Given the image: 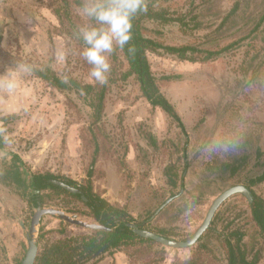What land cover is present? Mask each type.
<instances>
[{
    "label": "rangeland",
    "instance_id": "374dc122",
    "mask_svg": "<svg viewBox=\"0 0 264 264\" xmlns=\"http://www.w3.org/2000/svg\"><path fill=\"white\" fill-rule=\"evenodd\" d=\"M54 1L4 0L0 4V100L7 105L11 103L14 105L12 111L19 112V115H9L6 113L9 110L0 109L1 118L16 117L7 124L0 123V148L3 147L0 149V169L2 166H13L10 179L12 191L22 195L26 190L16 180L20 181L23 176L29 179L40 171L50 172L58 177L57 180L85 184L95 153L93 131L100 146L91 177L94 191L111 203L126 206L136 221L150 218V223L145 225L147 230L164 229L175 241L189 238L225 189L238 184L248 185L249 179L264 170V156L260 160L253 157L244 172L227 181L213 173L215 168L206 170L209 160L223 158L216 157L224 152L215 148L221 141L237 143V148H240L248 139L252 151L262 147L264 152V78H261V84L252 82L251 72L246 76L243 69L251 57L257 55L258 60L264 57L262 37L254 42L246 40L241 46H234L206 62H190L170 54L149 53L161 91L179 112L185 133L161 108L153 107L141 96L133 78L112 85L106 99L105 117L99 124L100 128L96 129L91 122V108L81 97L74 92H60L46 85L31 71L16 73L17 86L12 92L2 84L6 71L17 65L50 67L62 76L96 82L90 75L91 66L84 62L80 50L54 29L58 25L53 11ZM187 1L175 0L172 10L184 15L188 27L181 29L178 23L151 26L162 32L159 39L167 45H200L212 40L208 34L217 29L234 2L215 0L212 6L194 8ZM248 1L250 9L264 8V0ZM189 11L195 12L189 14ZM198 12L201 16L190 22L192 14ZM196 22H202V28L192 30ZM241 25L242 22L232 28L229 24L221 28L218 38L229 36L222 40V44L245 34L249 25L243 26L242 32L236 36H230ZM154 36L157 35L154 33ZM19 102L22 103L21 108H18ZM151 135L155 137V143L148 137ZM184 146L187 148L186 157H183ZM13 154L22 162L18 163ZM170 163H174L180 171L185 170L183 187L171 189L167 184L164 169ZM206 175L207 179L204 178ZM252 190L264 199V182L252 185ZM52 193L48 190L46 194ZM28 196L33 199L30 193ZM16 200L20 201V211L15 223L17 226L19 223L21 228L20 222H24V229L21 228L18 235L5 237L8 240L5 246L10 244L11 250L4 246L0 251V264H20L19 258L25 256L28 248L27 234L37 203L28 200L27 195ZM167 200H170L168 204L156 213ZM244 200L247 199L241 194L231 197L222 208L223 216L232 219L243 208ZM45 201V208L60 209L93 221L89 216L68 211L69 208L84 209L80 199L64 194L59 198L46 197ZM67 223L55 216L45 215L39 233L41 227L58 230ZM221 226L222 223H219L218 227ZM86 232L88 229L71 223L66 227L67 235ZM60 236L58 232L48 235L51 239ZM18 247H21L19 256L12 251ZM14 255L16 258H13ZM190 255L189 248L167 247L166 259L161 264H172ZM94 264L143 262H132L126 254L117 252Z\"/></svg>",
    "mask_w": 264,
    "mask_h": 264
},
{
    "label": "trees",
    "instance_id": "16d2710c",
    "mask_svg": "<svg viewBox=\"0 0 264 264\" xmlns=\"http://www.w3.org/2000/svg\"><path fill=\"white\" fill-rule=\"evenodd\" d=\"M214 1L199 0L197 3V0H188L187 2L189 6L198 8L199 6H212ZM82 2L83 0H55L53 10L58 19V25L54 29L64 34L80 52H82L84 45L77 37L78 28L94 23L79 14ZM172 2H175V0H144L147 10L138 12L134 16L132 39L123 48L117 47L109 54L111 67L107 73L105 84L84 82L75 77L62 76L50 67H31L32 74L40 78L46 85L54 87L60 92H74L81 97L91 108V122L96 129L100 128L99 124L102 123L105 117L106 99L112 85L118 84L120 80L133 78L139 86L141 96L153 107L161 108L172 119V122L176 123L185 133V127L179 112L161 91L160 81L152 70L148 57L149 53L170 54L180 60L190 62H206L216 59L234 46H241L246 40L254 42L262 37L261 40L264 41V8L262 10L250 9L248 0H234L232 7L226 11L217 29L208 34L209 37L213 38L212 40L203 42L200 45H167L159 39L162 32L151 28L152 25L166 26L178 23L181 29L189 25L184 20L182 13L172 10ZM194 12L189 11V14ZM220 13L222 12L220 11ZM199 16H201L200 12L192 14L190 22H194ZM240 22H242V25L230 36H236L239 32H242L243 26L249 25L245 34L233 38L227 44H222V40L227 39L229 36L218 38L220 29L227 24L232 28L239 25ZM201 26L202 22H196L191 29H201ZM154 33L157 36H154ZM207 43L211 45L206 46ZM260 53L261 51H259ZM256 56L251 57L243 66V69L246 76L251 72L252 82L256 81L261 84L263 81L261 78H264V57L258 60ZM83 60L88 64L84 58ZM8 118L2 117L0 119L1 122L7 124L6 122L16 117L11 116L10 119ZM148 137L153 140V143L156 142L153 135ZM97 139L96 133L92 131L95 153L89 166L87 179L84 180L85 184H77L73 180L66 181L68 184L81 189L87 200H81L79 194L75 195L52 183L51 180L58 179V177L50 172L33 174L32 185L40 191L52 190L54 192L52 194H41L43 204L46 203V197L53 199L64 194L80 199L84 209L69 208L68 211L89 216L95 223L107 229L88 230L86 233L67 235L66 227L68 223L58 230H46L41 227L39 233L40 249L34 264H94L106 256H114L117 252H123L132 262L141 260L143 264H161L166 259L167 247L153 238L139 234L136 229L143 230L144 228L142 224L135 223L126 206L111 203L102 194L94 191L91 177L100 150ZM248 141L247 139V142L241 145L240 148H237V143H235L228 151L222 152L221 155L217 154L216 157L222 156L223 158L209 160L206 163V170L211 171L215 168L213 173L224 181L244 172L253 157L260 160L264 156L262 147H257L256 150L252 151ZM182 150L183 157H186L187 148L184 146ZM15 160L19 163L22 162L18 157H15ZM216 164H220V166L217 167ZM262 166H264V162ZM187 167L188 163L186 164ZM184 171H180L174 163L166 166L164 174L171 189H176L179 186L183 187ZM13 172V166H5L4 172L0 173V177L5 182H11ZM204 178L207 179L208 176L206 175ZM261 182H264V170L256 177L249 179L248 185L252 187V185ZM201 197L203 198L204 195H201ZM244 202L243 208L232 219L224 217L223 211H219L215 215L211 227L194 246L189 248L191 255L183 259H177L172 264H258L264 257V199L255 194V200H244ZM147 214L149 213L147 212ZM219 223H222L221 228L218 227ZM133 225H136V227ZM52 232H58L61 236L51 239L48 235ZM155 232L172 239L171 234L164 229L155 230Z\"/></svg>",
    "mask_w": 264,
    "mask_h": 264
},
{
    "label": "clouds",
    "instance_id": "9594fccd",
    "mask_svg": "<svg viewBox=\"0 0 264 264\" xmlns=\"http://www.w3.org/2000/svg\"><path fill=\"white\" fill-rule=\"evenodd\" d=\"M144 0H83L79 14L93 21L80 26L77 37L84 45L82 57L91 65L90 75L100 84L107 82L110 70L109 54L115 48H123L132 39L133 18L138 12L146 11ZM30 72V66L17 65L6 71L3 87L12 92L17 86L16 73ZM234 144L221 141L215 148L228 151Z\"/></svg>",
    "mask_w": 264,
    "mask_h": 264
},
{
    "label": "water",
    "instance_id": "95a60500",
    "mask_svg": "<svg viewBox=\"0 0 264 264\" xmlns=\"http://www.w3.org/2000/svg\"><path fill=\"white\" fill-rule=\"evenodd\" d=\"M4 0H0V4ZM52 183L60 186L61 188L75 194L81 195V198L83 200H87L86 196L82 193V191L64 181L52 179ZM235 194H242L246 196L250 201L253 200L254 195L250 189L249 186L245 184H238L234 185L230 188H227L225 191H223L213 202L211 207L209 208V211L201 224V226L193 233V235L187 240V241H174L168 238H165L159 234H156L151 231L142 230L137 228L136 231L146 237H150L155 239L156 241L161 242L165 246H171L173 248H188L196 244V242L199 240V238L209 229L211 226L212 220L219 209V207L230 197L234 196ZM170 200H167L157 211V213L167 204ZM45 215H52L55 216L65 222L80 226L85 229L89 230H97V229H107L106 227L99 225L94 222H90L84 219H81L77 214H70L66 211L56 209V208H45L42 207L40 202H38L37 207L35 208V212L33 214L29 232L27 234V243L28 248L26 250L25 256L21 261V264H34L35 260L38 255L39 250V227L41 223V219ZM136 227V225H133Z\"/></svg>",
    "mask_w": 264,
    "mask_h": 264
},
{
    "label": "crops",
    "instance_id": "0c3cea01",
    "mask_svg": "<svg viewBox=\"0 0 264 264\" xmlns=\"http://www.w3.org/2000/svg\"><path fill=\"white\" fill-rule=\"evenodd\" d=\"M21 103V102H19ZM22 107V103L20 105H18V108ZM1 108H5L9 111H7L6 113L10 114H18L19 112L17 110H13L14 105L10 104H6L5 101L0 100V109ZM19 115V114H18ZM1 118V117H0ZM0 123H1V119H0ZM1 141V138H0ZM3 148V147H2ZM0 148V149H2ZM13 158L17 157L15 156V154L12 155ZM17 172V168L15 167V173ZM43 172V171H42ZM26 176H23L22 179L16 180V182H18L20 184L21 187H23L26 191H24V193H22V195H27V199L28 200H32L34 202V204H36V200H39L40 196H38L39 194V190L35 189L33 187V183L31 181V177L29 179L25 178ZM32 186V187H31ZM13 185H11V182H5L3 180L0 179V251H2V249H7V250H11V246L10 244H6L5 246V242H7V238H5L6 236L12 235V234H19L20 230L24 229V222H20V226L19 227V223L18 226L15 223L17 220L18 213L20 211V201L16 200L18 197H22V195L19 194V192L16 191H12ZM38 190V192H37ZM31 194L33 199L30 198L28 196V194ZM24 198V197H23ZM30 198V199H29ZM38 204V202H37ZM22 208V207H21ZM16 217V218H14ZM24 243L21 242V246H23ZM5 246V247H4ZM13 252H17L18 256L20 255L21 252V247H18L17 249H12ZM17 256V257H18ZM13 258H16V256L14 255ZM20 260L22 258H19ZM264 263V259H261L259 261L258 264H262Z\"/></svg>",
    "mask_w": 264,
    "mask_h": 264
},
{
    "label": "flooded vegetation",
    "instance_id": "af4514ba",
    "mask_svg": "<svg viewBox=\"0 0 264 264\" xmlns=\"http://www.w3.org/2000/svg\"><path fill=\"white\" fill-rule=\"evenodd\" d=\"M18 163H19V161H18ZM4 168H5V167H3V166L1 167L2 170L0 169V173H3V172H4ZM40 172H41V173H46V172H42V171H40ZM36 173H38V172H36ZM36 173H34V174H36ZM32 176H33V175H32ZM32 176H31V181H32ZM184 176H185V175H184ZM4 178H5V177H4ZM233 178H234V177H233ZM233 178H230V180L233 179ZM0 179L3 180L1 177H0ZM56 180H57V179H56ZM3 181H4V180H3ZM261 183H262V182H261ZM247 186H248V185H247ZM31 187H32V186H31ZM231 187H232V186H231ZM249 187H250V186H249ZM229 188H230V187H229ZM78 189H79V188H78ZM250 189H251V191H252V193H253V195H254L253 200H255V192H254V190H252V187H250ZM80 190H81V189H80ZM225 190H226V189H225ZM225 190H224V191H225ZM81 191H82V190H81ZM37 192H38V190H37ZM44 192L48 193V190H44V191H40V190H39V194H38V196H40V198H39V200H37V201L40 202V204H41L42 207H44V205H46V203H45V204L42 203V197H41V194H42V195H43V194H46V193H44ZM82 193H83V192H82ZM83 194H84V193H83ZM79 195H80V194H79ZM84 195H85V194H84ZM241 195H242V194H241ZM85 196H86V195H85ZM242 196H244V195H242ZM232 197H234V196H232ZM244 197H245L248 201H250L246 196H244ZM80 199L83 200V199L81 198V195H80ZM229 199H231V197L228 198V199H227V200H226V201H225V202L219 207V209L217 210L216 214H217L219 211H221L223 207H225V206L227 205V204L225 205V203H227V201H228ZM214 201H215V200H214ZM36 203H37V202H36ZM167 204H168V203H167ZM158 210H159V208L157 209V211H158ZM157 211H156V213H157ZM160 211H161V210H160ZM222 211H223V210H222ZM216 214H215V215H216ZM42 218H43V217H42ZM214 218H215V216H214ZM214 218H213V220H214ZM213 220H212V222H213ZM41 221H42V219H41ZM62 221H63V220H62ZM134 221H135V223H137V224H142V226H143V228H144L143 230H147L145 225H147V224L150 223V218H149V219H144V220H142V221H136V220H134ZM92 222H94V220H93ZM94 223H95V222H94ZM211 224H212V223H211ZM200 226H201V225H200ZM200 226H199V227H200ZM199 227H198V228H199ZM210 227H211V226H210ZM210 227H209V228H210ZM88 230H89V229H88ZM147 231H150V230H147ZM151 232H154V233H156V234H159V235L163 236L162 234H160V233H158V232H155V231H151ZM192 235H193V234H192ZM192 235H191V236H192ZM191 236H190V237H191ZM163 237H164V236H163ZM190 237H189V238H190ZM165 238H166V237H165ZM189 238H187V240H188ZM168 239H169V238H168ZM171 240H174V239H171ZM187 240L185 239V240H181V241H187ZM174 241H175V240H174ZM163 245H164V244H163ZM164 246H165V245H164ZM193 246H194V245H193ZM166 247H171V246H166ZM188 248H190V247H188ZM39 249H40V239H39ZM38 252H39V250H38ZM23 258H24V257H23ZM23 258H22V259H23ZM22 259H21V261H22ZM20 264H21V263H20Z\"/></svg>",
    "mask_w": 264,
    "mask_h": 264
}]
</instances>
